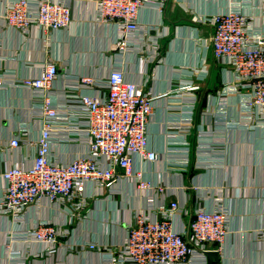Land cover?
Listing matches in <instances>:
<instances>
[{"label":"crops","instance_id":"1","mask_svg":"<svg viewBox=\"0 0 264 264\" xmlns=\"http://www.w3.org/2000/svg\"><path fill=\"white\" fill-rule=\"evenodd\" d=\"M12 1L0 0V198L2 172L34 163L41 94L25 83L49 62L58 68L50 91L57 111L53 161L68 164L88 155L85 113L67 96L103 95L109 73L120 70L157 97L146 133L158 159L133 161L143 179L164 192L140 190L123 178L108 189L88 182V201L78 216L46 199L20 215L0 214V264H112L110 253L124 243L135 212L171 201L180 207L173 219L180 230L198 205L222 206L228 223L221 264H264V115L247 106V87H237L231 69L214 60L209 20L237 11L249 21L248 35L264 37V0H146L138 30L125 36L121 48L116 23L98 19L94 0H55L71 10L68 27L55 31L6 25L2 12ZM28 1L35 9L42 0ZM81 76L94 85L78 87ZM15 136L21 145L9 147ZM38 223L61 231L54 252L32 239Z\"/></svg>","mask_w":264,"mask_h":264},{"label":"built area","instance_id":"2","mask_svg":"<svg viewBox=\"0 0 264 264\" xmlns=\"http://www.w3.org/2000/svg\"><path fill=\"white\" fill-rule=\"evenodd\" d=\"M145 1L94 0L98 19L116 23L120 32L116 43L118 48L122 47L128 33L138 30V15ZM2 16L6 25L19 31L31 27L55 31L65 29L71 22L69 5L55 0H42L35 9L28 0H14L7 5ZM209 20L213 26L210 46L214 60L231 69L237 87H247V106L256 109L262 117L264 37L248 35L249 21L237 11L213 15ZM57 76V65L49 62L38 77L25 83L41 94L43 126L35 141L33 165H13L2 172L4 190L0 198V214L20 215L28 207L46 199L49 203L67 205L71 216H78L88 201L85 197L88 182L108 189L118 179H130L140 190L153 189L162 194L164 187L157 185L153 188L134 167L133 161L136 156L147 162L158 159L157 153L149 147L146 133L157 97L127 81L120 70L109 73L103 95L69 94V100L85 113L88 155L60 164L53 161L50 154L52 131L57 120L50 91ZM92 85L94 81L88 76L77 79L80 88ZM20 145L18 136L9 140V147L18 148ZM179 210L177 202L171 201L157 205L151 211H136L124 243L110 253L112 264H206L204 251L220 252L225 241L228 213L219 205L214 210L198 205L187 226L180 230L173 224ZM30 235L35 241L48 245V252L52 253L59 243L58 236L62 234L50 223H38ZM260 235L264 237V231H260Z\"/></svg>","mask_w":264,"mask_h":264},{"label":"water","instance_id":"3","mask_svg":"<svg viewBox=\"0 0 264 264\" xmlns=\"http://www.w3.org/2000/svg\"><path fill=\"white\" fill-rule=\"evenodd\" d=\"M203 255L206 258V264H221L220 254L217 251L207 250Z\"/></svg>","mask_w":264,"mask_h":264}]
</instances>
